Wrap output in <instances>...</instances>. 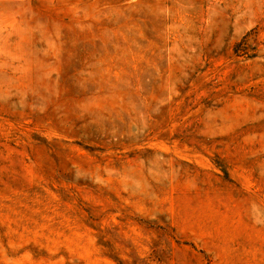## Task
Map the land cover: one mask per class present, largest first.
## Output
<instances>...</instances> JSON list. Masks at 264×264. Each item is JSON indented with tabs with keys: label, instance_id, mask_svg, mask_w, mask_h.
Listing matches in <instances>:
<instances>
[{
	"label": "rangeland",
	"instance_id": "374dc122",
	"mask_svg": "<svg viewBox=\"0 0 264 264\" xmlns=\"http://www.w3.org/2000/svg\"><path fill=\"white\" fill-rule=\"evenodd\" d=\"M0 264H264V0H0Z\"/></svg>",
	"mask_w": 264,
	"mask_h": 264
}]
</instances>
